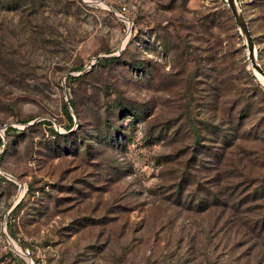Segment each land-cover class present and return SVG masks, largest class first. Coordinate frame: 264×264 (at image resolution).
<instances>
[{
	"label": "rangeland",
	"instance_id": "1",
	"mask_svg": "<svg viewBox=\"0 0 264 264\" xmlns=\"http://www.w3.org/2000/svg\"><path fill=\"white\" fill-rule=\"evenodd\" d=\"M236 1L264 69V0ZM0 264H264L228 0H0Z\"/></svg>",
	"mask_w": 264,
	"mask_h": 264
},
{
	"label": "water",
	"instance_id": "2",
	"mask_svg": "<svg viewBox=\"0 0 264 264\" xmlns=\"http://www.w3.org/2000/svg\"><path fill=\"white\" fill-rule=\"evenodd\" d=\"M228 5L236 21L237 26L239 27L242 35L245 38L248 58L251 61V65L256 70V72L264 78V69L261 67V65L257 61V52L255 48V42L251 35L248 22L244 14L238 7L236 0H228Z\"/></svg>",
	"mask_w": 264,
	"mask_h": 264
},
{
	"label": "bare ground",
	"instance_id": "3",
	"mask_svg": "<svg viewBox=\"0 0 264 264\" xmlns=\"http://www.w3.org/2000/svg\"><path fill=\"white\" fill-rule=\"evenodd\" d=\"M260 77H261V79H262V81H263V83H264V78L261 76V75H259Z\"/></svg>",
	"mask_w": 264,
	"mask_h": 264
},
{
	"label": "trees",
	"instance_id": "4",
	"mask_svg": "<svg viewBox=\"0 0 264 264\" xmlns=\"http://www.w3.org/2000/svg\"><path fill=\"white\" fill-rule=\"evenodd\" d=\"M69 119H70L71 121H73L71 116H69Z\"/></svg>",
	"mask_w": 264,
	"mask_h": 264
}]
</instances>
